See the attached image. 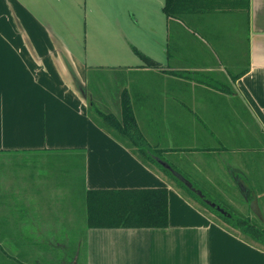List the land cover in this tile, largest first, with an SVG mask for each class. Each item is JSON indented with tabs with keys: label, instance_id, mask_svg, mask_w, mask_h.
Masks as SVG:
<instances>
[{
	"label": "crops",
	"instance_id": "crops-1",
	"mask_svg": "<svg viewBox=\"0 0 264 264\" xmlns=\"http://www.w3.org/2000/svg\"><path fill=\"white\" fill-rule=\"evenodd\" d=\"M62 1L0 0V157L31 161L6 187L0 175V209L31 211L21 215L23 237H13L8 219L6 239L59 238L41 231L49 222L35 210L48 218L49 210L72 209L78 183L85 200L95 190L167 188L169 226L87 229L86 248L72 261L63 253L58 264H207L199 262L204 254L220 264L223 242L247 250L164 169L186 179L190 172L247 204L264 193V157L252 153L264 141V0H190L170 21L166 0H101L102 8L90 0L97 34L88 44L78 36L83 0ZM69 10L71 24L63 25ZM99 104L115 107L121 121L129 108L141 141L96 124L90 110ZM48 157L66 162L59 167L68 185L37 169ZM252 256L264 264L263 251L250 248Z\"/></svg>",
	"mask_w": 264,
	"mask_h": 264
},
{
	"label": "rangeland",
	"instance_id": "rangeland-1",
	"mask_svg": "<svg viewBox=\"0 0 264 264\" xmlns=\"http://www.w3.org/2000/svg\"><path fill=\"white\" fill-rule=\"evenodd\" d=\"M65 3L66 1L64 2L63 0L62 4ZM94 4H98L100 8H102L103 3L101 0H96ZM79 5H81V11L79 12L80 15L78 14L79 17L77 16V19L80 23L78 36L84 44H88L87 41L91 43V41L95 39L94 35L97 34L95 32V26L91 23L92 16L89 14V10L93 7V3L90 0H83L79 1ZM114 8H121V6L119 7L118 3H116V6ZM70 13L71 10L63 12L62 17L64 18L63 21H61L63 25L65 24V22H69L71 24ZM93 20H95V18ZM96 20L101 23L102 18L96 17ZM64 36L67 37L70 41V35L64 34ZM100 71L101 74H103L104 71ZM99 113L102 114V117L99 116ZM111 114H113L114 119L121 122L120 113L115 107L108 110L105 106H100L99 104V106L95 105V107L91 108L90 110V116L93 119H97L98 122L101 123L102 127L106 128L107 130L113 131L114 124H112L111 121L105 122L103 120V117L110 116ZM252 153L256 158L255 161L261 162L259 157H264V141L256 145ZM47 160L48 161L43 163H35V168L38 164V170V167H41L40 169H49L51 172H54L58 175H54L53 177H51V179L54 180L52 181L50 179L53 183L56 181H61V183H64L62 185H68L67 183L70 182L71 177H67V175L63 176L64 173L62 172V170L64 169L59 167L61 163L66 164V162H63L60 157L59 159L58 157H48ZM30 163V160H25L21 156L0 157V175H2V183L4 184L3 187H6L7 181L13 182V174H18L17 172H20V170L30 167ZM252 172L255 171L252 170ZM8 175H11V177H9ZM187 176L189 177L187 178L190 180L191 183L194 182L199 191L202 190L203 193H205L216 204H219L220 206H222V208L224 207L226 211H229L234 215H241L243 217L249 218V220L255 223L259 228L261 227V230H263L264 233V193L256 195V197L259 196V199L257 197V201H255V199L253 198L255 202L247 204L243 196L237 192L225 190V192L221 193L217 190L218 188L216 185H208L206 184V181H202L201 184L199 182L200 180L193 177L192 173L190 174V172ZM19 180H21V178L17 177L15 179V184ZM175 183V186L180 190L181 194L196 208H198L199 211H201L209 219L219 223V225L222 227L223 231L226 234L237 238L239 240L240 245L243 244L244 246H247L246 248H248L247 250L238 249V251L232 252L234 246L228 245L223 242L224 245L222 253L220 252V257L219 251H217V256L214 257V260H216V262L218 261L220 264H250V261H252V263L255 264L256 261H259L258 258L255 256L250 257V248L251 250L254 249L264 252L263 244L254 241L250 237L242 234L241 231L232 228L229 224L224 222V220L220 216H218V214H216L214 211L207 208L202 202H200L195 195H190L177 182ZM257 187L258 186H256V189L258 190L259 188ZM48 190H50L49 187L45 189V191L47 192ZM80 192H82V189L78 186L77 183L73 192L74 194H69V196H71L69 200L73 202L70 204H73V208H63L62 210L57 209L56 214L55 210H49L54 215V217H45L47 214V210H35V212H39L40 215L42 214L40 217L47 219L49 222L48 224L45 223L43 225H39L41 231L50 232L49 236L51 238L59 237L56 240L51 239L42 241H30L23 240L21 238L12 240L6 239V235L4 234H6L8 229L6 223L8 219L12 223L10 224L9 229H13L16 232L13 237L24 236L22 234V230L24 228V219H22L21 215H23L24 212L30 210H16L17 213L14 216H10V213L13 214L12 210L1 208L0 264H58L60 261L59 258L65 252H68V254L70 255V261H72V259L76 255V250L79 248L78 246L82 247L81 250H84L83 248H86V241L84 240L85 232L88 229L86 224V200L85 198H83L84 195ZM57 196L67 197L68 195L67 193L65 194V192H62V194L59 193ZM61 204L63 205V202ZM251 204H253L252 209L250 207ZM56 216H58L57 219ZM53 220L62 222L60 224H55ZM262 239H264V237ZM247 252L249 254L248 256ZM6 256H8L9 259ZM202 259H205L206 263L208 264V260L211 259V256L207 254V256L205 257L204 254L202 257H200V263H202ZM192 263H197L195 262L194 258L192 259Z\"/></svg>",
	"mask_w": 264,
	"mask_h": 264
},
{
	"label": "trees",
	"instance_id": "trees-1",
	"mask_svg": "<svg viewBox=\"0 0 264 264\" xmlns=\"http://www.w3.org/2000/svg\"><path fill=\"white\" fill-rule=\"evenodd\" d=\"M190 8V0H166L164 12L170 21L181 19L182 11L190 10ZM99 116L102 117V114L99 113ZM103 118L105 122L111 121L114 124V129L111 131L114 135L131 139L130 142L132 141L135 146V139L141 141V134L135 127L133 115L129 108L124 109L121 122L112 119L110 116ZM93 121L101 126L97 119H93ZM143 154L148 156L147 152H143ZM148 159H151L152 164L158 163L151 156ZM162 169L164 168L162 167ZM164 171L172 176L190 195H195L207 208L218 214L232 228L264 245L263 230L249 218L226 211L224 207L216 204L201 190L203 196H198L197 193L189 190L179 181L171 171L166 169ZM192 185L194 189L199 191L193 183ZM207 201L215 204L216 207L213 208L208 205ZM217 207L224 212L219 211ZM86 217L88 229H165L169 226V191L167 188L89 191L86 194Z\"/></svg>",
	"mask_w": 264,
	"mask_h": 264
},
{
	"label": "water",
	"instance_id": "water-1",
	"mask_svg": "<svg viewBox=\"0 0 264 264\" xmlns=\"http://www.w3.org/2000/svg\"><path fill=\"white\" fill-rule=\"evenodd\" d=\"M168 169H169V168H168ZM171 172H172V174H173V175H174L179 181H181V182H182V183H183V184H184L189 190H192L193 192L197 193L198 196H200V197L203 196L202 193H201L200 191H197L196 189H194L192 183H191L189 180H187V179L184 178L183 176H181V175L175 173L174 171H171ZM207 204H208V205H211L213 208L216 207L215 204H213V203H211V202H209V201H207ZM217 209H218L219 211H221V212H224V211L221 210L219 207H217ZM74 264H76V261L74 262Z\"/></svg>",
	"mask_w": 264,
	"mask_h": 264
}]
</instances>
